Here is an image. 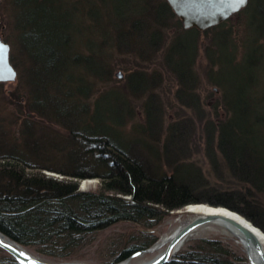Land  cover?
Instances as JSON below:
<instances>
[{"label": "rangeland", "instance_id": "374dc122", "mask_svg": "<svg viewBox=\"0 0 264 264\" xmlns=\"http://www.w3.org/2000/svg\"><path fill=\"white\" fill-rule=\"evenodd\" d=\"M147 1L0 0V36L10 45L11 64L17 71L15 81L0 82V127L6 132L7 143L31 138L33 145L28 148H35L38 153L30 155L27 149H23L29 163L65 170H73L82 164L85 172L90 168L95 175L80 180L79 191H96L101 186V178L97 175L102 170L92 166L90 161V148H94L92 140L96 134L110 135L112 141L124 150L138 153L136 155L149 165H162L168 173L178 164L193 163L207 175V180L214 182L217 177L204 150L206 126L209 123L216 126L227 119L224 93L230 99H236L242 86L243 92L239 94L250 104L249 115L259 116L264 122V0H249L246 8L217 28L186 30L183 24H177L178 17L171 9L176 18L168 20L169 27H157L161 31L160 41L155 39L150 43L146 40V33L138 31L133 41L117 42L113 39L115 24H120L125 14L140 17V9L148 7ZM153 3L155 8H161L168 1L153 0ZM139 17H133V20L140 21ZM146 22L147 27L155 29L153 18ZM107 38L113 39V44L110 45ZM65 41L69 43L65 44ZM103 43L105 47H102ZM23 45L28 51H24ZM69 55L70 58L77 55L81 63L75 66L68 63L69 67L59 74L55 69L59 62L55 59ZM33 57L40 67H32L30 59L34 61ZM256 58L258 64L251 66V61ZM45 59L49 64L45 65ZM191 65L196 78L186 87L177 75L186 73L189 77L193 74L189 72ZM31 68L35 72L32 76ZM93 71L96 72L94 76L91 75ZM118 73H122L121 78L117 77ZM32 77L45 82L51 87L49 90L58 88L63 95L70 94L72 99L63 103L61 109L68 113L71 110L70 115L76 122H63V125L45 114L44 117L32 116L29 125H25L26 113L33 111L36 105L30 88ZM180 88L182 92L178 93ZM198 103L205 111L192 107ZM235 108L237 118L230 124H241L246 130L247 120L239 117L244 106L235 104ZM212 126H209L210 130ZM69 127H75L74 136L69 135ZM173 127L180 139L174 140L167 135ZM188 128L191 131L189 137L184 136ZM263 128L264 123L260 125V129ZM174 143H178L181 153H172ZM217 144L215 141L212 145L219 155ZM19 146L22 149L25 145L22 147L19 143ZM177 153L181 155L179 160L174 156ZM36 158H40L39 162H35ZM42 172L59 180L66 179L49 169ZM198 200L197 204L222 206L220 200L208 193ZM194 218L186 206L172 212L152 229L130 223L113 225L90 235L86 245L79 248L69 261L46 258L34 249L24 248L48 262L106 264L122 248L143 243L146 240L144 235L157 236L155 243L144 249L148 250L157 246L165 236L173 234L181 222ZM206 227L211 229L188 239L179 253L191 240L214 238L222 241L237 257H246L241 245L235 239L223 236L218 226L210 224ZM144 250L134 253L130 263L143 264L160 253H141ZM6 256L0 251V258Z\"/></svg>", "mask_w": 264, "mask_h": 264}, {"label": "trees", "instance_id": "16d2710c", "mask_svg": "<svg viewBox=\"0 0 264 264\" xmlns=\"http://www.w3.org/2000/svg\"><path fill=\"white\" fill-rule=\"evenodd\" d=\"M147 2L148 7L140 9V17L125 14L121 18V23L115 24L113 39L117 42L125 39L133 41L139 32H145L148 42L153 43L155 39L160 41L158 38H161V31L157 27H169L168 20L176 16L168 4L155 8L153 0ZM133 17H139L140 21L133 20ZM149 18H153L156 30L152 26H146ZM176 19L177 24H181V21ZM107 39L110 45L113 44V39ZM23 49L28 51L24 45ZM70 55L55 59L59 62L55 66L59 74H63L69 67L68 63H73L74 66L81 63L80 57L76 55L70 58ZM90 59L98 63L94 58ZM33 60L30 59L32 67L39 66L34 57ZM44 61L45 65L49 64L48 59ZM258 61L257 58L252 60L251 66L258 64ZM30 71L31 76L35 74L33 68ZM191 71L192 65L189 72ZM192 73L194 74V71ZM94 74L95 71L91 75ZM178 74L177 77L186 87L187 83L196 78V74H190L189 77L186 73ZM30 82L36 105L33 111L26 113L25 125H29L32 116L44 117L45 114L47 117L58 119L63 125H65L63 122L70 124L76 122L70 115L71 110L68 113L67 110L61 109L63 103L66 101L68 103L72 99L69 98L70 94L63 95L58 88L49 90L51 87L45 82L37 81L33 77ZM240 88L239 93L243 92L242 86ZM180 91L182 92L181 88L178 93ZM53 93V96H49ZM239 93L236 99H230L224 93L226 111L224 114L227 116L224 122L216 126L211 123L212 126L207 121L209 123L206 126L207 144L204 150L211 159L213 173L217 177L214 182L207 180V175L193 163L178 164L170 173L165 171L162 165H149L141 156L136 155L138 153L124 150L112 141L110 135L103 133L93 137L94 148L89 150L92 166L102 170V173L97 175L101 178V186L96 191H79V181L95 175L90 172V168L86 167L90 171L85 172L82 164H78L79 167L73 170H65L44 168L39 164L29 163L23 149H27L30 155L38 153L35 148H28L32 144L31 138L28 140L24 136L25 141L19 142L17 139L14 143H7L6 132L0 127V232L23 247L36 250L46 258L69 261L79 248L86 245L89 236L94 233L120 223L155 228L172 212L199 203L198 198L207 193L220 200L219 205L240 213L264 232V128L260 129L264 122L263 118L257 115V117L249 115L250 104L241 98ZM49 102L52 104L49 105ZM235 104L244 106L239 117L247 120L246 130H243L241 124H230L232 119L237 118L238 110ZM192 105L205 111L200 103ZM189 126L191 129V125ZM209 126H212L211 130ZM69 129V135L74 136L75 127ZM190 129H187L184 136H190ZM167 135L174 140L180 139L174 127L169 129ZM215 141L218 142L219 155L215 153L212 145ZM19 143L22 147L23 144L25 146L21 149ZM35 143H38V140ZM172 151L173 154L181 153L178 143L172 145ZM174 156L176 160L181 157L179 154ZM39 160L40 158H36L35 162ZM45 169L59 173L66 179L59 180L48 176L42 172ZM144 236L146 240L143 243L122 248L119 254L106 264L124 261L134 253L147 249L157 239L153 234ZM0 251L7 254L5 258H0V264H19L8 252L1 248ZM166 264H248V262L246 257H237L233 254L222 241L200 238L191 240L184 251Z\"/></svg>", "mask_w": 264, "mask_h": 264}, {"label": "water", "instance_id": "95a60500", "mask_svg": "<svg viewBox=\"0 0 264 264\" xmlns=\"http://www.w3.org/2000/svg\"><path fill=\"white\" fill-rule=\"evenodd\" d=\"M169 6L180 19L184 29L207 30L226 21L232 15L246 8L249 0H167ZM10 45L6 43L0 36V82H13L17 79V71L11 64ZM117 77L121 78L122 73H118ZM229 222L221 216H197L182 229L177 230L170 238V242L164 252L159 253L153 260L143 264H166L174 259L181 250L185 240L193 235L199 228L210 224H219L221 222ZM243 235V241L249 251L254 250L257 254V260H251L248 256V264H264V247L260 238L249 229L239 224H235ZM256 229H259L256 227ZM158 246L144 250L141 253H149L155 251ZM0 248L10 254L19 264H54L43 261L22 245L0 232ZM140 253V254H141ZM59 264H87V263H59ZM118 264H131L130 259Z\"/></svg>", "mask_w": 264, "mask_h": 264}, {"label": "bare ground", "instance_id": "6f19581e", "mask_svg": "<svg viewBox=\"0 0 264 264\" xmlns=\"http://www.w3.org/2000/svg\"><path fill=\"white\" fill-rule=\"evenodd\" d=\"M10 59H11V51H10ZM187 212L190 215H195V217L204 216V215L221 216L224 219L229 220V222L226 221V222H221L219 224H214V225L218 226L219 231L223 236H225L228 239H235V241L241 245L244 253L246 254L247 259L249 256L251 258V260H257L256 252L254 250L249 251L248 247L246 246L245 242L243 241V235H242L241 231L238 230V227L235 224H239L246 229L252 230L256 234V236L258 238H260L263 247H264V232H262L260 229H256L254 224H252L249 220H247L240 213L235 212V211H233L227 207H224V206L223 207L222 206H210V205H203V204H190L187 206ZM191 221H192V219L181 222L180 225L178 226L177 230L184 228ZM208 229H211V227H206V226L201 227L197 231H195L193 235H190L188 237V239L190 240L192 237L198 235L201 231H203V230L206 231ZM175 232H173V233H175ZM171 236H172V234L162 238L161 242L157 244L158 247L155 249V251H158L160 253L164 252V250L168 247L170 242L173 240L172 238H170ZM187 240H185V242ZM46 262H48V261H46ZM49 263L59 264V263H55V262H49Z\"/></svg>", "mask_w": 264, "mask_h": 264}, {"label": "flooded vegetation", "instance_id": "af4514ba", "mask_svg": "<svg viewBox=\"0 0 264 264\" xmlns=\"http://www.w3.org/2000/svg\"><path fill=\"white\" fill-rule=\"evenodd\" d=\"M221 25V24H220ZM219 26V25H218ZM214 27H217V26H214Z\"/></svg>", "mask_w": 264, "mask_h": 264}]
</instances>
